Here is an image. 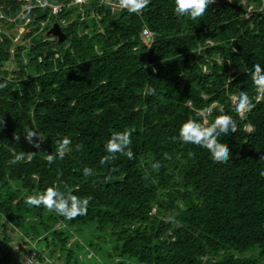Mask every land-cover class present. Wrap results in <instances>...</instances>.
Here are the masks:
<instances>
[{"label": "trees", "instance_id": "obj_1", "mask_svg": "<svg viewBox=\"0 0 264 264\" xmlns=\"http://www.w3.org/2000/svg\"><path fill=\"white\" fill-rule=\"evenodd\" d=\"M242 1L211 0L196 19L177 16L173 0H151L140 15L89 1L83 16L64 7L53 19L66 21L58 42L33 31L15 39L17 24L38 28L48 10L19 14L26 1L0 0V264H23L36 239L64 264L79 263L82 245L112 264H264V92L253 83L264 0ZM242 91L255 104L244 117L234 111ZM221 114L237 131L221 137L231 153L218 164L177 130ZM26 129L44 137L39 147ZM125 129L133 159L100 165L110 134ZM64 136L69 150L49 163ZM13 154L24 159L10 164ZM53 183L91 197L87 214L69 220L24 202ZM12 233L24 247L12 249ZM71 233L83 241L69 246Z\"/></svg>", "mask_w": 264, "mask_h": 264}, {"label": "clouds", "instance_id": "obj_2", "mask_svg": "<svg viewBox=\"0 0 264 264\" xmlns=\"http://www.w3.org/2000/svg\"><path fill=\"white\" fill-rule=\"evenodd\" d=\"M150 3L151 0H118L119 7L126 9L129 14L136 15H140ZM210 3L211 0H173V11L179 17L188 16L191 19H196L205 13V10ZM24 11L30 12L31 7H27L24 9ZM57 16L54 17L47 15V18L44 21H41L44 22L42 29L40 28V23V26L37 28V30L42 32L44 27H46L49 22H52L53 19H56ZM65 22L66 21L61 20L60 24L57 22L54 23H57L61 28V24H64ZM26 27L30 26L26 25ZM31 28L33 29V27ZM50 28L47 31H49ZM32 29L28 32H32ZM45 34L46 35L44 36L48 40H53L55 37L57 38V36L52 33ZM32 35L34 34L32 33ZM17 38L15 36V39ZM253 73L254 85L258 90L264 92V64H254ZM147 91L148 94L154 93V89L152 88H149ZM257 99H259V97H257ZM254 107L255 104L250 101L246 92H240L238 97H236L234 100V111L240 114L241 117H244L247 113L251 112ZM0 123H2V121H0ZM246 129H250V126L247 125ZM236 131L237 121L233 120L227 114H221L218 115L214 121L211 122V124H208L207 121L201 123L196 119L188 118L180 124L177 130V136L179 137V141L181 143L198 145L201 148L207 149L211 159L218 164H222L228 160L231 151L226 144L220 142V139L221 137H227L230 133ZM23 133L24 139L27 141V143L33 145L34 147H39L40 143L44 139V137H42L35 129H26L23 131ZM19 138L20 135H15L16 140H19ZM71 144V138L67 136L58 139L57 150L54 155L47 156L48 162L51 163L57 158L63 159ZM131 145V131L126 129L122 131H113L106 143L103 145L106 154L100 158L99 164L104 165L110 161H113L115 159V154L117 153L127 156L129 160L133 159L134 153ZM79 147V145L76 146L77 150ZM23 159L24 156L22 154H13L12 158L9 160V163L14 165ZM154 167H158V165H154ZM82 171L85 176L92 175L91 168L85 167ZM90 199L91 197H80L68 191L67 185H64L62 188L59 184L53 183L51 186L45 187L44 190L40 191L39 193L27 195L24 198V202L30 207H44L51 212H55L56 214L71 220L77 216H84L87 214Z\"/></svg>", "mask_w": 264, "mask_h": 264}, {"label": "rangeland", "instance_id": "obj_3", "mask_svg": "<svg viewBox=\"0 0 264 264\" xmlns=\"http://www.w3.org/2000/svg\"><path fill=\"white\" fill-rule=\"evenodd\" d=\"M242 2L244 3V0ZM85 5H86L85 3L84 4H78V5H67L65 8L68 11H70L72 14H74L75 12H79V13H81V16H83V14L86 12L85 7H84ZM247 9H248V11L246 14L248 15V14H250V12L252 10L251 6H249ZM90 16H94V13L90 12ZM54 22H55V20H52V22H49V23L45 22L48 24L44 30V33L38 32L37 26H34L32 29L31 27H25L22 25H18L17 32L21 31V30L31 31V29H32L33 34L43 33L44 35H46L45 33H49V31H47V30L54 24ZM61 28L63 29L62 26H61ZM55 226L57 227V224ZM71 234L72 235L69 237V241L67 243L69 246H72L73 239H77L79 241V243H81L83 241V239L80 237V235L76 236V235H74V233H71ZM13 235L14 236H11L12 242H14L16 246L13 245L12 249L15 250L17 248L24 247L25 244L20 240L19 236H16V234H13ZM44 235H45V233L42 234V236H44ZM42 236H40V237H42ZM24 237H26V236L24 235ZM104 237L105 236H103V238ZM27 240H29V239H27ZM36 241H37V239L33 240V242H30V245L31 246L33 245L34 249L31 252L27 253L22 258L23 264H45L46 262H49L50 264H64L63 258L60 257L59 250L57 249V247L55 245H53L54 243L51 242L46 247L43 245L39 246V244H36ZM50 251L52 252L51 254H50ZM84 251H86V255L82 253ZM77 256L79 259V263H77V264H112V262L114 261V259H112L111 261H108V262L104 261V259H102L100 257L99 253L89 251L88 249H86L85 245L84 246L82 245V248L77 252ZM90 256H94L95 259L94 260L91 259Z\"/></svg>", "mask_w": 264, "mask_h": 264}, {"label": "built area", "instance_id": "obj_4", "mask_svg": "<svg viewBox=\"0 0 264 264\" xmlns=\"http://www.w3.org/2000/svg\"><path fill=\"white\" fill-rule=\"evenodd\" d=\"M27 3L23 6V8L21 9L19 14H23L24 9H26L27 7H33V6H38L42 9H47L48 10V16H54L56 17L62 10L64 7H66L67 5H72V4H83L85 2H89V1H96L98 3H105V4H109L112 6V8H121L118 5V0H69L67 3L65 2H51V1H47V0H24ZM33 1H35L34 3H32ZM28 17L25 18L24 22L20 25L25 26L27 25V23L29 22ZM9 22H14L15 18H8ZM19 25V24H18ZM44 25V22H41V29L42 26ZM1 31V29H0ZM28 31L25 30H21L18 31V34L16 35L19 36L22 33H26ZM141 35L146 37V38H152L154 35V32L151 31L150 29H148L147 27H143L141 30Z\"/></svg>", "mask_w": 264, "mask_h": 264}, {"label": "water", "instance_id": "obj_5", "mask_svg": "<svg viewBox=\"0 0 264 264\" xmlns=\"http://www.w3.org/2000/svg\"><path fill=\"white\" fill-rule=\"evenodd\" d=\"M49 33L54 34L57 36L58 41H63L65 38V34L62 32L60 26L57 23H54L53 26L50 28Z\"/></svg>", "mask_w": 264, "mask_h": 264}]
</instances>
